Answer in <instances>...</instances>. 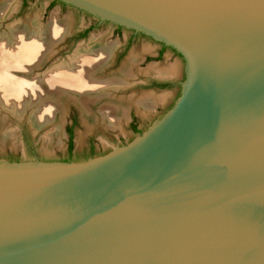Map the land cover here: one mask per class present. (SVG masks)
Wrapping results in <instances>:
<instances>
[{
    "label": "water",
    "instance_id": "95a60500",
    "mask_svg": "<svg viewBox=\"0 0 264 264\" xmlns=\"http://www.w3.org/2000/svg\"><path fill=\"white\" fill-rule=\"evenodd\" d=\"M58 1L173 48L185 79L105 154L0 159V264H264V0Z\"/></svg>",
    "mask_w": 264,
    "mask_h": 264
},
{
    "label": "rangeland",
    "instance_id": "374dc122",
    "mask_svg": "<svg viewBox=\"0 0 264 264\" xmlns=\"http://www.w3.org/2000/svg\"><path fill=\"white\" fill-rule=\"evenodd\" d=\"M80 11L60 1L53 3V0H0V39L6 37L10 39V45L17 46L18 42L42 33L39 38L45 41V47L41 49L48 51L47 57L40 67L29 73L30 78L45 76L50 68L59 63L71 64L76 53L83 48L88 49L95 40L113 49L112 63L97 75L100 81L120 76L125 64L132 58L134 63L130 66L129 75L123 76V86L105 87L112 98L126 100L127 113L117 121V126H109L102 119H95L96 122L87 125L76 102H60L62 114L59 120L46 125L35 135L29 117L38 107L36 103H32L22 117L0 103V159L84 160L105 154L146 131L174 105L180 95L185 73L177 51L168 47L159 55L161 42L147 35L131 39L129 28L119 30L114 23L99 22L98 18ZM84 32H87L86 35L81 36ZM21 75L27 77L28 74ZM163 77L172 83L169 87L158 89L152 85L153 79ZM140 97L152 98L155 106L140 112L130 102V99ZM57 127L60 128L58 139L49 145L47 136L50 132L54 133ZM68 127L73 128L72 149Z\"/></svg>",
    "mask_w": 264,
    "mask_h": 264
},
{
    "label": "bare ground",
    "instance_id": "6f19581e",
    "mask_svg": "<svg viewBox=\"0 0 264 264\" xmlns=\"http://www.w3.org/2000/svg\"><path fill=\"white\" fill-rule=\"evenodd\" d=\"M38 33L30 40L18 42L17 46L10 45V39L6 37L3 40L0 39V41H5L0 43V103L8 107V110L12 109L10 111L19 117L26 114L27 108L32 103H36L38 107L29 117L35 130L57 122L62 114L59 103L71 101L79 106L87 125L90 122H96L95 119H102L109 126H117V121L127 113L128 106L126 100L112 98L105 87L123 86V76L129 75L128 71L134 60L131 58L125 64V69L122 70L123 73L120 76L112 77L108 81H100L97 75L104 67L112 63L113 49L95 40L88 49L83 48L76 53L77 56L75 55L71 64L59 63L50 68L51 70H48L45 76L30 78L29 73L41 66L48 52L41 49L42 46L45 47V41L39 38L42 33ZM21 73L28 75L26 77ZM130 100L140 112H145L148 108L155 106L153 99L149 97ZM59 131L60 128L57 127L54 133L48 134L49 145L56 141Z\"/></svg>",
    "mask_w": 264,
    "mask_h": 264
},
{
    "label": "flooded vegetation",
    "instance_id": "af4514ba",
    "mask_svg": "<svg viewBox=\"0 0 264 264\" xmlns=\"http://www.w3.org/2000/svg\"><path fill=\"white\" fill-rule=\"evenodd\" d=\"M53 2H55V0H53ZM58 2V1H56ZM62 3V2H61ZM63 5H65L64 3H62ZM80 11V10H79ZM80 12H83V11H80ZM88 14V13H87ZM99 22H101L100 19H98ZM104 22H108V21H104ZM116 27L120 30L121 28H123V26H120V25H116ZM131 31V39L138 36V35H145L141 32H136L135 30L133 29H129ZM161 44V47H160V51H159V55H162V52L163 50H165L166 48H168L169 46H166L165 44L163 43H160ZM171 48V47H169ZM172 83L169 81V80H165V79H159V78H155L153 79V82H152V85H154V87L158 88V89H161V88H165V87H169ZM149 85V84H148ZM69 128L71 127H68L67 130L69 132ZM73 129V128H72ZM134 129H136V127H134ZM73 132V130H72ZM70 134V132H69ZM73 141V139H72ZM93 148V147H92Z\"/></svg>",
    "mask_w": 264,
    "mask_h": 264
},
{
    "label": "trees",
    "instance_id": "16d2710c",
    "mask_svg": "<svg viewBox=\"0 0 264 264\" xmlns=\"http://www.w3.org/2000/svg\"><path fill=\"white\" fill-rule=\"evenodd\" d=\"M56 1H58V0H55V2H56ZM53 3H54V2H53ZM86 33H87V32L81 33V36L86 35ZM69 132H70V149H72V147H73V141H72V134H73V132H72V128H69Z\"/></svg>",
    "mask_w": 264,
    "mask_h": 264
}]
</instances>
